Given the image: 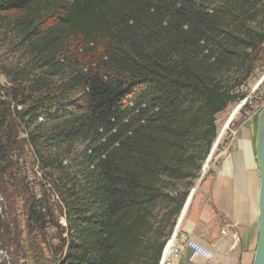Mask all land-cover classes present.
Returning <instances> with one entry per match:
<instances>
[{"label": "trees", "instance_id": "trees-1", "mask_svg": "<svg viewBox=\"0 0 264 264\" xmlns=\"http://www.w3.org/2000/svg\"><path fill=\"white\" fill-rule=\"evenodd\" d=\"M261 1L0 0V34L15 56L0 68L9 83L0 86V182L8 99L24 108L14 114L32 126L25 140L42 168H59L54 154L84 143L73 173L58 170L67 227L56 264L160 263L186 198L165 189L196 177L216 115L244 98L238 87L264 45L252 24ZM232 72L243 80L227 86ZM40 205L26 206L28 221L45 222Z\"/></svg>", "mask_w": 264, "mask_h": 264}, {"label": "rangeland", "instance_id": "rangeland-1", "mask_svg": "<svg viewBox=\"0 0 264 264\" xmlns=\"http://www.w3.org/2000/svg\"><path fill=\"white\" fill-rule=\"evenodd\" d=\"M256 10H258L257 16L252 24L254 28L264 32V0L258 4ZM3 38L0 34V68L13 62L15 57L11 45L4 44ZM251 58L252 70L245 80L242 79L243 72H232L225 77L227 86L243 80L238 87V92L244 94L242 100L245 101L241 106H239L241 100L230 102L216 115L217 135L196 177L170 180L171 185L165 189L170 196L178 197L186 192L181 210L197 180L199 183L193 197L195 194H204V192L206 196H209L213 192L211 185L214 184V180L225 183V180H259L256 133L257 117L264 107V45L254 52ZM3 84L9 85L0 69V86ZM7 101H10L9 120L12 122V137L9 151L11 157L6 164L4 182H0V264H56L65 247L64 229L67 227L64 204L57 199V196L61 198L60 187L63 182L58 170L61 169L63 173H67L72 169L73 157L83 149L84 143L76 142L70 146H62L59 149L63 152L61 155L54 154L53 151L42 152L44 157L52 152L57 162L60 159L59 168H42L41 161H38L40 158H36L38 154L33 152L25 140V133L31 130L32 126L28 128L24 122L26 118L21 120L16 113L14 114L16 112L14 101L10 99ZM238 106L236 115L227 121L231 112ZM20 108L17 110H24L21 105ZM44 121V119L39 120L41 123ZM247 130L248 133H246ZM64 157L69 158L70 164L63 167L61 160ZM230 164L234 166L233 170ZM227 165L229 169H224ZM65 178L68 179V177ZM226 187L228 191L231 188ZM32 201L41 204L42 208L39 210L45 214L43 224L27 219L26 206ZM3 225L7 226V229L3 228ZM233 235L237 237L236 232H233Z\"/></svg>", "mask_w": 264, "mask_h": 264}, {"label": "crops", "instance_id": "crops-1", "mask_svg": "<svg viewBox=\"0 0 264 264\" xmlns=\"http://www.w3.org/2000/svg\"><path fill=\"white\" fill-rule=\"evenodd\" d=\"M229 166L233 170L234 166ZM229 166L224 169H229ZM225 181L214 180L211 185L213 192L209 196L204 192L193 197L195 191L191 192L172 233L191 236L209 248L213 257L210 260L196 257L188 261L185 250L174 264H252L257 244L259 182ZM226 186L231 187L229 191ZM222 230L226 231L225 234L221 233Z\"/></svg>", "mask_w": 264, "mask_h": 264}, {"label": "built area", "instance_id": "built-area-1", "mask_svg": "<svg viewBox=\"0 0 264 264\" xmlns=\"http://www.w3.org/2000/svg\"><path fill=\"white\" fill-rule=\"evenodd\" d=\"M1 93V92H0ZM2 94V93H1ZM0 94V95H1ZM0 98H4L2 95ZM129 105H132L131 102H129ZM20 108V105L16 104V109ZM21 109V108H20ZM18 109V110H20ZM43 119L42 117H39L38 120ZM99 132H104V127L99 128ZM112 132H115V129L112 130ZM102 141H105V136L102 138ZM87 152L90 154L92 153L91 149H88ZM70 164V160L68 157H64L61 160L62 166H67ZM92 168L93 165H90ZM58 198V197H57ZM175 237H170L166 242V246L164 248L163 254H162V260L159 264H174L180 257L183 251H187V259L188 261L194 260L196 257H203L207 260H210L213 257V253L210 249H208L206 246L201 245L195 241L191 236L187 234H174Z\"/></svg>", "mask_w": 264, "mask_h": 264}, {"label": "water", "instance_id": "water-1", "mask_svg": "<svg viewBox=\"0 0 264 264\" xmlns=\"http://www.w3.org/2000/svg\"><path fill=\"white\" fill-rule=\"evenodd\" d=\"M264 107L257 117L256 133V161L258 167V195H257V244L252 264H264V122L262 115ZM262 134L260 140L258 135Z\"/></svg>", "mask_w": 264, "mask_h": 264}, {"label": "bare ground", "instance_id": "bare-ground-1", "mask_svg": "<svg viewBox=\"0 0 264 264\" xmlns=\"http://www.w3.org/2000/svg\"><path fill=\"white\" fill-rule=\"evenodd\" d=\"M244 101H245V100H242V102L240 103L239 106H241V105L244 103ZM239 106L236 107V109L233 110V111L231 112V114H230V116L228 117L227 121H228L229 119L233 118L234 115H236V113H237L236 111H237V108H239ZM262 120H263V122H264V114L262 115ZM38 121H39V120H38ZM225 125H227V123H225ZM261 137H262V134H259V135H258V140H260ZM239 157H240V156H239ZM203 169H204V168H203ZM205 170H206V169H205ZM205 170L203 171V173L205 172ZM203 173H202V174H203ZM198 183H199V180L196 181V185L194 186L192 192L195 191V190L197 189V187H198ZM56 196H57V195H56ZM57 197H58V196H57ZM57 199H58L59 202H60L59 197H58ZM60 203H61V202H60ZM65 225H67V223H66ZM225 232H226L225 230H222V231H221L222 234H225ZM174 234H176V233H174ZM174 234H172L173 236H172V235H171V236H172V237H175ZM177 235H179V234H177ZM171 236H170V237H171ZM170 237H169V238H170ZM172 237H171V238H172ZM169 238H168V239H169ZM171 238H170V239H171ZM170 239H169V240H170ZM195 241H196V240H195ZM196 242L199 243V244H201V243L198 242V241H196ZM166 244H167V242L165 243L164 248H165ZM201 245H202V244H201ZM164 248H163V251H164ZM163 251H162V254H163ZM161 260H162V256H161ZM161 260H160V262H161Z\"/></svg>", "mask_w": 264, "mask_h": 264}]
</instances>
